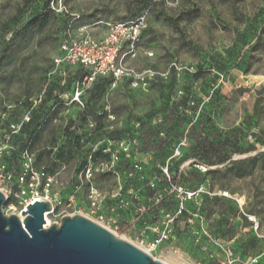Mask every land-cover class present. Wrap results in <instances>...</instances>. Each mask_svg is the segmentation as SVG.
<instances>
[{
  "label": "rangeland",
  "instance_id": "1",
  "mask_svg": "<svg viewBox=\"0 0 264 264\" xmlns=\"http://www.w3.org/2000/svg\"><path fill=\"white\" fill-rule=\"evenodd\" d=\"M46 4L47 0H0V163L17 159L19 146H28L34 169L44 168L52 178L57 206L48 213L51 225L66 215L84 216L72 215L64 198L76 188L79 194L85 190V181H78L84 164L110 162V156L93 157L95 146L107 148V141H114L109 148L119 160L110 172L102 167L104 172L96 173L93 183L109 195L122 183L123 159L143 166L147 179H160L166 165L174 169L178 162L181 170L204 173L206 168L192 166L196 162L187 146L174 155V134L165 159L133 148L123 156L117 145L120 139L135 137L141 123L157 125L187 101L177 110L186 119L183 129L195 108L193 121L222 132L241 128L244 145L257 142L254 151L232 157L249 159L244 174L208 176L177 212L168 201V207L158 206L123 234L124 215L131 221L133 210L120 207L116 199L112 215L120 217L117 223L93 221L163 264H264V0H50L49 9ZM40 13L46 15L41 27ZM139 19V40L133 49L122 46L119 62L134 73L152 72L154 78L145 85L119 80L98 95L94 87L99 81L82 85L74 75L77 65L54 66L68 25L74 33L85 27L99 40L108 24ZM95 116L101 128L93 133L86 117ZM31 132L36 140L29 143ZM74 137L79 147L70 158ZM64 145L65 157L58 160V149ZM220 184L226 188L219 189ZM14 189L2 207L7 216L22 209ZM144 205L148 208L149 203ZM252 239L257 240L256 248L243 252Z\"/></svg>",
  "mask_w": 264,
  "mask_h": 264
},
{
  "label": "built area",
  "instance_id": "2",
  "mask_svg": "<svg viewBox=\"0 0 264 264\" xmlns=\"http://www.w3.org/2000/svg\"><path fill=\"white\" fill-rule=\"evenodd\" d=\"M141 28V19L129 23L116 22L108 24L105 35L97 40L89 35L85 27H81L74 33L72 27L68 25L60 39L58 55L53 59V64L55 67L79 66L87 73L82 80V85L87 87L91 86L98 78H111L113 82L126 79L134 87L145 85V83L154 78L152 72L134 73L119 62V53L122 46L127 44L133 49L139 40ZM78 96L79 94L77 93L76 100H78ZM26 121H29V119L27 118ZM86 122L91 128V132L95 133L97 130L95 121L90 117H86ZM152 123L155 124V120ZM10 127L12 129L15 128L13 125H10ZM138 129L139 127L136 130L135 137L117 141L123 156L127 155L130 148L141 150L142 142L139 139ZM113 142H105L107 148L101 150L95 146V151H100L102 154L110 156V162L95 165V161H91L90 164L84 166L78 181L81 184L83 183L82 179L85 181V190L79 194L78 188H76L74 192L64 198V206L67 210L73 211L72 215L82 214L90 220L96 218L99 222L106 221V223L114 225L120 220L118 215H112L114 210L113 201L116 199L120 207L133 210V219L131 221H129L128 214L124 215V221L126 222L124 226L127 227V230H134L135 221L149 213V208H146L144 202L157 203L162 199L160 192L155 193L152 199H147L142 195L143 189H156L158 183L162 180V175L169 181L168 165L162 169L160 179L155 177L147 179L143 177L144 175L142 176V166L140 164H131L132 171L124 172L118 191L109 195L95 187L93 178L100 170L101 172H104V169L107 172L112 171L114 163L119 160L117 155L110 151L109 146ZM186 146H188V142L184 137L175 145L174 155L178 156L180 151ZM145 156L150 157L151 155L145 154ZM18 158L20 160H18L17 173L14 172V169H9L7 163H0V192L7 199V194L10 193L12 188H15V195L19 198L18 205L22 207L16 215H21V212L26 209L28 204H33L42 196L52 206V211L49 213H53L57 205H55L51 195L52 178L49 177L44 168L40 170L34 169L32 155L27 150L22 151ZM123 161L126 160L123 159ZM135 174L138 175L137 177L142 182L134 180ZM172 192H174V188L169 189V193ZM177 194L181 201H184L185 197L190 199L194 196L193 193H184L181 189L177 190ZM180 206H182V203H180ZM118 229V226L115 225L114 231H118Z\"/></svg>",
  "mask_w": 264,
  "mask_h": 264
},
{
  "label": "trees",
  "instance_id": "3",
  "mask_svg": "<svg viewBox=\"0 0 264 264\" xmlns=\"http://www.w3.org/2000/svg\"><path fill=\"white\" fill-rule=\"evenodd\" d=\"M49 2L47 0V9H49ZM46 15L45 13H40L38 15V26H43L45 22ZM69 22V21H68ZM86 72L77 66L75 76L79 81H82L86 76ZM99 81L98 84L94 87L95 94H102L105 88L110 85L112 81L111 78H98L93 83L95 84ZM187 101H183L176 105L174 109H171L163 118L162 122L151 126L150 121L146 123H141L139 125L138 134L139 139L142 142L141 150L144 154H150L151 156L160 155L163 156L164 150L168 147L170 138L175 136L176 145L182 138H186L188 142V146L186 149L188 150L189 157L192 158L196 163L193 165H197L200 168H206L207 170L204 173L201 172L200 169H180L179 162L174 166H167L169 181L162 175L161 183L154 190L149 188H144L142 191V195L147 199H152L153 195L157 192L162 194V199L157 203H149V213L151 214L154 209H157L158 206L168 207V201L174 203V212H177L179 208V204L184 201H181L179 195L177 194V190L181 189L184 193H195L198 189L199 185L206 179L208 176L220 175L224 174L228 171H235L238 176H242L244 171L247 169L246 165L249 162L248 160H234L232 157L235 155H243L248 154L256 149V143L251 145H244L243 138L245 132L241 128L231 129L226 132H222L212 125H206L202 123L201 120L193 121V117L196 116L195 108L193 112V116L190 118V123L187 128H184L185 118L179 117L178 109L182 106H185ZM199 118V117H197ZM94 121L96 123L97 130L101 128L100 117L95 116ZM183 129L182 131H180ZM186 132V133H185ZM68 140H71L72 135L67 136ZM248 138L252 139L253 136L250 135ZM29 143L36 140V133L31 132L28 133ZM79 147V138L74 137L72 141V146L70 148V158H72V151L77 150ZM28 146L26 144L20 145L18 150L19 154L24 150H27ZM65 150V145L58 149V153L56 158L58 160H63L65 156H63V152ZM108 157L107 155H103L100 151L93 155L96 160L98 157ZM164 157V156H163ZM165 159V157L163 158ZM125 166L124 172H131L132 167L131 163L126 161H121ZM83 166H86L85 164ZM215 166H223V170L219 169H208L210 167ZM19 162L17 159L11 160L8 162V168L14 169V172H18ZM242 172V173H241ZM142 173L147 174V170L142 166ZM138 175L135 174L134 180H136ZM174 188V192L169 193V189ZM225 185L220 184L219 189H225ZM207 199V198H206ZM127 227L124 226L120 230V234L125 233ZM256 239H252L243 247V252L248 253L250 250L256 248Z\"/></svg>",
  "mask_w": 264,
  "mask_h": 264
},
{
  "label": "water",
  "instance_id": "4",
  "mask_svg": "<svg viewBox=\"0 0 264 264\" xmlns=\"http://www.w3.org/2000/svg\"><path fill=\"white\" fill-rule=\"evenodd\" d=\"M0 192V264H163L98 223L81 215L48 224L47 201L28 204L18 215H5Z\"/></svg>",
  "mask_w": 264,
  "mask_h": 264
},
{
  "label": "bare ground",
  "instance_id": "5",
  "mask_svg": "<svg viewBox=\"0 0 264 264\" xmlns=\"http://www.w3.org/2000/svg\"><path fill=\"white\" fill-rule=\"evenodd\" d=\"M36 201H40V202H41V201H45V199H43V197H42V198L37 199ZM18 216H19L20 219H23V218L21 217V215H18ZM48 216H49L48 213L44 214V219H45V221L48 222V224H45V228H46V227H49V226L51 225V222L49 221Z\"/></svg>",
  "mask_w": 264,
  "mask_h": 264
}]
</instances>
